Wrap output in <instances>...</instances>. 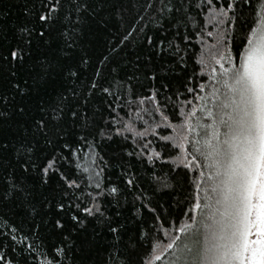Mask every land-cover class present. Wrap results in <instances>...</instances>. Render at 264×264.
I'll return each instance as SVG.
<instances>
[{"label": "snow or ice", "instance_id": "1", "mask_svg": "<svg viewBox=\"0 0 264 264\" xmlns=\"http://www.w3.org/2000/svg\"><path fill=\"white\" fill-rule=\"evenodd\" d=\"M65 2L71 3L69 15L75 18L67 19L70 27L57 32ZM205 3L207 18L197 23L189 15L190 0H142L135 12L131 0L110 7L109 0H97L95 6L89 0H24L25 20L12 29L7 27L8 13L0 9V76L6 84L0 87V206L18 205L31 215L33 234L46 226L59 238L54 258L47 264H63L59 257L71 248H78L79 264H96L97 227L111 233L117 244L123 241L129 252H137L145 238L143 228L128 233L126 239L122 235L121 189L105 178L109 163L96 151L97 135L109 141L131 138L132 150L122 145V154L149 163L163 160L167 152L178 167L195 177L194 195L184 201L190 204L183 213L188 220L181 221L170 236L165 232L167 243L154 240L139 264H264V0H257L255 7L252 0H201L196 7L203 11ZM189 24L198 30L183 34L182 43L195 39L201 46L199 53L177 42L181 26ZM93 30L109 34V54L85 79L92 67L89 33ZM152 30L163 37L159 43L149 34ZM170 32L174 35L167 39ZM134 39L143 41L146 51L126 66L140 72L143 63L142 74L155 80L154 58L166 51L173 64L161 71L185 77L180 85L192 94L191 99L182 100L184 92L179 89L173 93L175 100L164 97L178 106V123H173L158 99L161 89L171 91L169 85L152 87L149 95L125 101L119 90L127 86L135 96L132 81L140 77L133 72L126 80L121 78L118 89L119 66L103 76L111 56ZM189 59L199 71L193 67L185 76ZM197 77L202 81L198 85ZM96 97H103L104 110L110 114L125 104L128 112L124 117L112 115L101 125L97 122L101 109L92 107ZM133 112L139 120L147 115L154 121L159 116L161 122L155 127L171 129L172 134L159 136L149 121L147 127L136 128ZM149 134L164 142L161 151L151 140L139 143L138 137ZM155 179L159 181V176ZM124 183L136 186L134 178ZM37 189H47L48 194L37 199ZM108 198L111 211L105 206ZM142 199H146L143 193L137 196ZM143 207L157 211L150 202ZM16 231L9 229L14 243ZM19 243L35 255L28 236ZM0 264L13 262L0 256ZM129 264L135 262L129 259Z\"/></svg>", "mask_w": 264, "mask_h": 264}, {"label": "trees", "instance_id": "2", "mask_svg": "<svg viewBox=\"0 0 264 264\" xmlns=\"http://www.w3.org/2000/svg\"><path fill=\"white\" fill-rule=\"evenodd\" d=\"M7 1V4H5ZM38 2V0H37ZM74 3L75 0H72ZM187 3L188 0H185ZM191 10L189 15L194 19L195 22L200 23L207 17L205 15L207 11V5L204 4L203 11L197 8L196 5L201 2V0H190ZM90 5L95 6L97 0H89ZM132 4L136 5L133 12L138 11L140 3L138 0H131ZM253 6L257 5V0H252ZM112 4H129V0H109V7ZM24 0H0V9H3L8 13L7 16V27L12 29L13 25L20 24L24 22L25 17L23 14ZM19 10L21 12H19ZM240 10L238 9V12ZM72 12L71 3L65 2L60 11V20L57 21L56 29L57 32L63 30L65 27H70L67 24V19H74V15H69ZM248 10L244 9V16H248ZM104 15V13H101ZM63 21V22H62ZM113 31H115L116 21L115 18L112 21ZM122 30V26H121ZM198 29H194L191 24L188 27L183 25L180 28L181 40L177 41L181 43V47H189L195 49L197 53L200 52L201 46L195 43L193 39L188 45L182 43V36L185 33H194ZM212 30V29H209ZM230 31V29H229ZM149 34L156 36L157 43L160 39H163L154 30L150 31ZM239 25L237 30V38L239 37ZM11 35V32L9 33ZM174 35L173 32L168 34L167 39H171ZM91 37V48L89 49V55L92 57V67L84 74L85 79L90 77L94 71V68L99 66V60L102 59L103 55L109 54L108 52V40L110 39L109 34L106 31H95L89 33ZM167 39H165L164 47L167 48ZM211 43V41H208ZM146 49L143 45V41L139 39H134L127 47L117 54L111 56V63L103 68V76L107 77L109 71L114 66L120 67V72L117 76L115 82V87L119 89V80L123 78L127 79V76L135 72L134 67H129L127 65L128 60H133L136 55L143 57ZM205 53L207 49L205 48ZM173 60L168 52H162L158 57L154 58L153 70L156 74L155 80H148L142 73L144 71V65L141 63V71L135 72V75L139 76V80H133L131 85V91L135 92V96H131L129 88L126 86L119 90V94L123 96L126 101L128 99H136L141 95H149V89L155 87L161 89L162 84H167L170 86L171 91L165 92L161 89V95L158 99L163 105H166V114H168L173 123H178L179 119L177 113L179 111L178 106L172 101H166L165 96H173V93L179 89L184 92L183 99H191L192 94L186 93L184 88L181 87L180 81L185 77H178L175 75L174 71H169L167 75L161 71L164 65H172ZM193 67H196L199 71V67L194 64L193 59L188 60V75L191 73ZM176 71H179L177 68ZM207 72V69H205ZM207 80V76L204 77V81ZM201 79L197 77L195 84L201 83ZM0 87H6L2 76H0ZM173 100L175 97L173 96ZM149 109L152 108V104L148 103L146 105ZM92 107L99 108L101 111L98 113L97 122L101 125L104 124L105 120H110L112 115H118L124 117L125 113L128 112V107L125 104L122 109H117L116 113H109V111L104 110L103 97L94 98V104ZM103 116L104 119L101 120L99 117ZM132 120L138 129H143L148 125L145 121L151 123V127L158 133L159 136H167L172 134L171 129L160 127L156 128L155 125L160 121L159 116L153 121L151 117L145 115L143 120L136 118V114L132 113ZM91 138V137H90ZM139 143H146L148 140L152 141L153 146L157 151H161V147L164 144L163 141L158 139V136L146 135L144 138H137ZM98 143V151L104 158L108 161L109 167L105 170L106 179H110L112 182L116 183L121 189L120 201L122 203V216L119 218L120 222L125 224V229L122 233L126 239L128 233L135 231L137 228H143L145 232V238L141 241V246L137 252H129L125 247L123 241L118 244L115 242L111 233L102 227H97V232L99 235L93 241V259L96 264H129V259L135 264L146 258V252L150 249V245L154 240L159 239L162 243H167V237L165 232L169 236L175 232L176 228L179 226L181 221H187L188 217L183 215L186 212L190 204L185 203V199L194 195L195 186L193 184L194 176L192 173H188L187 170L177 166L171 158L165 152L163 160H157L153 163H149L146 158L137 159L135 156L127 157L122 154V148H127V150H132V140H123L122 137H114L111 141L106 139H101L98 135L96 136ZM170 148L171 145H168ZM175 153H173L174 155ZM70 171L75 174V169L72 168ZM159 176V181L155 179ZM198 175V173H196ZM128 178H134L135 187L129 188L124 181ZM164 184L169 185V187H163ZM141 193L144 194L146 199L137 200V196ZM48 194V190L43 191L37 189L36 196L37 199H43L45 195ZM151 207L156 208V212H150L147 208L143 207L144 203H149ZM111 198L105 201V206L111 211ZM135 213V215H133ZM159 216L160 219L157 220L156 217ZM139 217L140 219H137ZM15 228L17 241L12 242L10 239L9 229ZM34 224L30 214H25V212L17 206H0V256H4L6 260H12L13 264H24V260L27 259L29 264H40L43 260L47 264V260L54 258V246H58L60 243L59 238L54 235L46 226L42 228L37 234H33ZM8 234V235H6ZM25 236L30 238L35 248V255L32 256L24 251L26 244H21ZM71 241L69 242V244ZM79 243V241H77ZM15 249V251H13ZM43 254V255H42ZM63 260V264H79L81 259L78 248H71L65 256L59 257ZM163 264V262H162Z\"/></svg>", "mask_w": 264, "mask_h": 264}, {"label": "rangeland", "instance_id": "3", "mask_svg": "<svg viewBox=\"0 0 264 264\" xmlns=\"http://www.w3.org/2000/svg\"><path fill=\"white\" fill-rule=\"evenodd\" d=\"M13 2H16V0H13ZM5 4H7V1H5ZM19 12L21 11L19 10ZM163 264H166V261H164Z\"/></svg>", "mask_w": 264, "mask_h": 264}]
</instances>
